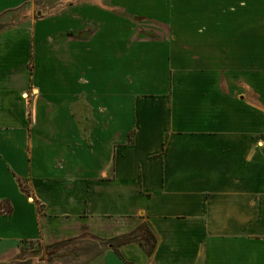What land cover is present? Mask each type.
I'll return each instance as SVG.
<instances>
[{"label":"crops","instance_id":"crops-1","mask_svg":"<svg viewBox=\"0 0 264 264\" xmlns=\"http://www.w3.org/2000/svg\"><path fill=\"white\" fill-rule=\"evenodd\" d=\"M32 1L0 0V257L95 235L103 264H264V0L7 24Z\"/></svg>","mask_w":264,"mask_h":264},{"label":"rangeland","instance_id":"rangeland-1","mask_svg":"<svg viewBox=\"0 0 264 264\" xmlns=\"http://www.w3.org/2000/svg\"><path fill=\"white\" fill-rule=\"evenodd\" d=\"M62 8L63 0H33L20 11L13 13L7 24L54 14L60 12ZM1 211L6 212L4 209ZM111 243V239L95 235H84L52 243L40 240L24 241L20 243L16 252L0 257V264H103V251L110 247Z\"/></svg>","mask_w":264,"mask_h":264},{"label":"trees","instance_id":"trees-1","mask_svg":"<svg viewBox=\"0 0 264 264\" xmlns=\"http://www.w3.org/2000/svg\"><path fill=\"white\" fill-rule=\"evenodd\" d=\"M22 187L24 188L25 191H28L26 186H23ZM1 209H4L6 212H2ZM13 210L11 204L6 201V200H3V201H0V214H8V213H11Z\"/></svg>","mask_w":264,"mask_h":264}]
</instances>
